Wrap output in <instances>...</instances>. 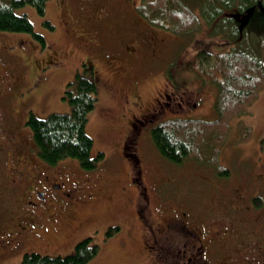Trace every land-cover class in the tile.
I'll use <instances>...</instances> for the list:
<instances>
[{
    "label": "rangeland",
    "instance_id": "1",
    "mask_svg": "<svg viewBox=\"0 0 264 264\" xmlns=\"http://www.w3.org/2000/svg\"><path fill=\"white\" fill-rule=\"evenodd\" d=\"M131 1L133 5L138 3V0ZM56 4L57 0H46L43 16L37 15L29 5L16 10L17 14L27 16L33 24V31L43 38V42L31 34L0 31V78L22 83V92L32 90L28 109L41 119L51 113L69 112L67 101L62 100L63 92L67 82L77 73L92 78L96 85L97 102L88 114L86 133L93 140L91 156L94 158L101 153L102 158L96 162L94 169L88 171L81 170L73 159L63 160L71 171L73 164L83 174L78 172L75 176L95 184L89 187L91 200L87 209L77 207L72 217L63 222V229L44 235V245L34 246L29 252L66 256L73 253L77 242L89 237L99 250L86 264H162L154 258V247L146 250L145 244L141 247V241L135 242L137 232L132 233L130 225L135 217V205H155L158 201L165 204L183 201L204 203L217 195L219 190L227 193L229 188H235L234 195L237 197H263L264 88L257 100L246 108V114L238 119V122L251 128L250 139L242 142L237 124L231 123L220 150L219 164L227 169L230 181L215 179L212 169L206 165L186 162L178 167L165 163L151 138V129L163 119H213L216 85L188 74L180 78L179 86L173 89L172 82L166 78V69L171 64L184 66L193 59L199 47L216 53L221 45H217L219 38L211 36L207 28L201 29L205 32L194 40L193 36L181 37L156 30L163 39L162 55L158 61L137 71L132 72L131 69L113 74L106 62L97 57L85 61L87 72L84 73L83 67L81 70L79 67V59L85 54L86 47L84 30L77 28L76 17L67 19L61 15ZM131 12L121 9L120 15H126L127 18L123 17L132 22ZM44 21H48L51 27ZM91 65L93 75L89 71ZM136 92L140 93V102L146 105L145 108L133 99ZM160 93L173 96V108L167 106ZM157 98L165 107V111L159 113L160 118L155 114L148 115ZM128 101L136 106L131 111L125 109ZM11 109H16L14 102ZM133 116L137 119L135 123ZM209 156L207 152L205 160ZM165 181L175 183H163ZM205 181L219 190L203 186L207 184ZM208 193L212 194L209 198ZM77 211L79 213L76 214ZM111 227L118 230L107 237L106 232ZM23 254L2 264H20Z\"/></svg>",
    "mask_w": 264,
    "mask_h": 264
},
{
    "label": "flooded vegetation",
    "instance_id": "2",
    "mask_svg": "<svg viewBox=\"0 0 264 264\" xmlns=\"http://www.w3.org/2000/svg\"><path fill=\"white\" fill-rule=\"evenodd\" d=\"M57 4L61 15L76 17L77 28H86L85 54L79 67L99 57L117 74L136 71L161 58L163 39L157 31L138 21L136 15L132 22L120 15V4L126 8L124 12L131 11V0H57ZM22 87L20 82L0 78L1 264L45 242L44 235L63 229L65 219L77 207L87 209L91 200L90 182L62 163L45 164L32 151L24 122L33 115L28 109L33 91L22 92ZM160 94L173 108V96ZM133 97L139 99L140 93ZM155 101L148 115L160 116L164 106L158 98ZM13 102L16 109H11ZM234 191L219 190L204 203L135 205L130 223L132 233L137 232L135 242L141 241L146 250L154 247V258L162 264H264V190L263 197H237Z\"/></svg>",
    "mask_w": 264,
    "mask_h": 264
},
{
    "label": "trees",
    "instance_id": "3",
    "mask_svg": "<svg viewBox=\"0 0 264 264\" xmlns=\"http://www.w3.org/2000/svg\"><path fill=\"white\" fill-rule=\"evenodd\" d=\"M45 3L46 0H0V31L31 34L43 42V38L33 31L27 16L17 14L16 10L29 5L37 15L43 16ZM119 9L120 13L121 9L126 10L121 4ZM131 11L133 18L138 16L142 24L170 35L193 36L194 40L205 32L201 29L207 28L211 36L219 38L217 45H221L216 53L199 47L193 59L184 66L171 64L166 69V78L172 82L173 89L179 86V79L188 74L216 85L213 119H163L151 129V138L165 163L178 167L186 162L206 165L212 169V177L230 181L227 169L219 164L220 150L234 123L240 130V140L250 139L251 128L238 119L246 114V108L257 100L264 88V0H138ZM43 23L51 27L48 21ZM79 28L84 30L83 39H86V28L83 25ZM78 33L81 34L80 30ZM82 67L86 73V66L82 65L80 70ZM89 71L94 74L92 65ZM133 99L136 104L139 102L146 107L140 97ZM62 100L69 105L68 113H51L42 119L33 114L24 122L32 151L47 165L62 163L69 166L63 160L73 159L81 170H92L102 158L101 153L94 158L91 156L93 140L86 133L88 114L97 102L95 82L77 73L65 85ZM164 100L167 101L166 97ZM134 104L130 105L128 101L126 111L136 107ZM135 121L133 116V123ZM207 152L210 156L205 160ZM71 166L73 174H82L75 165ZM86 182L95 185L89 179ZM205 182L208 185L203 186L218 189L211 182ZM117 230L109 228L106 236ZM98 250L92 238L87 237L76 243L72 254L49 256L26 252L20 264H86Z\"/></svg>",
    "mask_w": 264,
    "mask_h": 264
}]
</instances>
